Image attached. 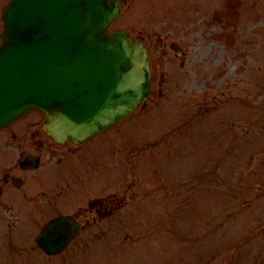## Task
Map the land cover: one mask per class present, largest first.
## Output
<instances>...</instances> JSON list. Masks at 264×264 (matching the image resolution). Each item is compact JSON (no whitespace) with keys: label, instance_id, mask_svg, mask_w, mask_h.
Masks as SVG:
<instances>
[{"label":"rangeland","instance_id":"obj_1","mask_svg":"<svg viewBox=\"0 0 264 264\" xmlns=\"http://www.w3.org/2000/svg\"><path fill=\"white\" fill-rule=\"evenodd\" d=\"M120 16L113 28L175 38L187 57L180 66L153 37L143 105L27 173L35 187L55 182L47 191L72 204L104 186L126 197L60 257L41 252L38 264H264V0H125ZM41 196L39 209L55 205ZM19 225L0 227V264L20 261L14 244L27 237Z\"/></svg>","mask_w":264,"mask_h":264},{"label":"water","instance_id":"obj_2","mask_svg":"<svg viewBox=\"0 0 264 264\" xmlns=\"http://www.w3.org/2000/svg\"><path fill=\"white\" fill-rule=\"evenodd\" d=\"M9 3L2 10L0 124L41 106L56 140H81L126 115L145 97V51L121 32H106L118 13L116 0ZM46 228L41 243L48 252H58L77 224L63 216Z\"/></svg>","mask_w":264,"mask_h":264},{"label":"flooded vegetation","instance_id":"obj_3","mask_svg":"<svg viewBox=\"0 0 264 264\" xmlns=\"http://www.w3.org/2000/svg\"><path fill=\"white\" fill-rule=\"evenodd\" d=\"M36 126L34 120H28L0 130V203L14 187L16 177L22 174L16 166L20 151L27 149L39 155L52 152L53 142Z\"/></svg>","mask_w":264,"mask_h":264}]
</instances>
